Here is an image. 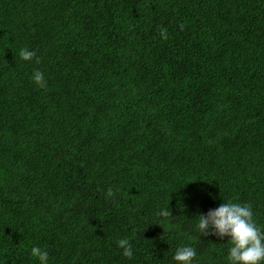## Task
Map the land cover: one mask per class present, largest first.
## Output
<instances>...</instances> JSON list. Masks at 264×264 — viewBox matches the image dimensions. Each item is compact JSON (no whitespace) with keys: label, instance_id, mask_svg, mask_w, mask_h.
I'll return each mask as SVG.
<instances>
[{"label":"trees","instance_id":"obj_1","mask_svg":"<svg viewBox=\"0 0 264 264\" xmlns=\"http://www.w3.org/2000/svg\"><path fill=\"white\" fill-rule=\"evenodd\" d=\"M222 202L264 226V0H0V264H228Z\"/></svg>","mask_w":264,"mask_h":264},{"label":"clouds","instance_id":"obj_2","mask_svg":"<svg viewBox=\"0 0 264 264\" xmlns=\"http://www.w3.org/2000/svg\"><path fill=\"white\" fill-rule=\"evenodd\" d=\"M161 36L166 39V32L162 30ZM19 55L25 61L36 58L39 62L36 51L27 47L22 48ZM31 79L41 88L47 86L45 75L39 69L34 70ZM171 214L169 208H162L158 212L159 216L165 218ZM197 216V228L201 235L229 238L231 247L227 253L228 264H264V226L257 224L250 204L222 202L206 214L199 213ZM117 245L123 249V256L133 258V247L129 239H119ZM30 255L39 264H49V252L40 246H33ZM196 257V248L184 245L176 249L172 259L177 264H194Z\"/></svg>","mask_w":264,"mask_h":264}]
</instances>
